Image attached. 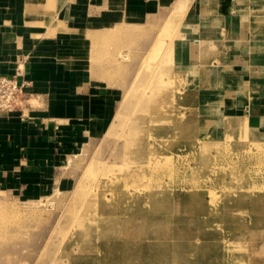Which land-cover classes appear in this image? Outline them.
<instances>
[{"label":"rangeland","instance_id":"374dc122","mask_svg":"<svg viewBox=\"0 0 264 264\" xmlns=\"http://www.w3.org/2000/svg\"><path fill=\"white\" fill-rule=\"evenodd\" d=\"M177 15L102 46L114 114L40 196L0 194V264H264L262 95L226 83L218 45L194 74L165 58Z\"/></svg>","mask_w":264,"mask_h":264},{"label":"crops","instance_id":"0c3cea01","mask_svg":"<svg viewBox=\"0 0 264 264\" xmlns=\"http://www.w3.org/2000/svg\"><path fill=\"white\" fill-rule=\"evenodd\" d=\"M179 10L182 36L161 44L164 57H183L194 74L218 45L220 75L261 94L264 113V0H0V76L29 83L23 110L0 114V194L40 196L62 158L102 133L116 92L100 77L122 67L113 58L104 74L100 49Z\"/></svg>","mask_w":264,"mask_h":264},{"label":"built area","instance_id":"2783aa9c","mask_svg":"<svg viewBox=\"0 0 264 264\" xmlns=\"http://www.w3.org/2000/svg\"><path fill=\"white\" fill-rule=\"evenodd\" d=\"M28 85L16 77L0 76V114L23 110L28 98L25 92Z\"/></svg>","mask_w":264,"mask_h":264},{"label":"bare ground","instance_id":"6f19581e","mask_svg":"<svg viewBox=\"0 0 264 264\" xmlns=\"http://www.w3.org/2000/svg\"><path fill=\"white\" fill-rule=\"evenodd\" d=\"M244 239V238H243ZM233 240H234V238H233ZM236 242V241H235ZM233 252V251H232ZM236 254V253H235ZM238 254V253H237ZM239 255V254H238ZM233 256V255H232ZM245 257V256H244ZM172 259V258H171ZM244 261V260H243ZM232 263V262H231ZM234 264V263H233Z\"/></svg>","mask_w":264,"mask_h":264}]
</instances>
